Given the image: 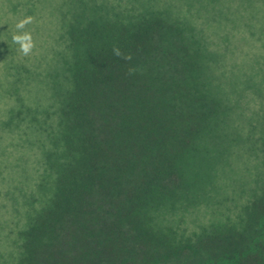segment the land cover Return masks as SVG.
I'll list each match as a JSON object with an SVG mask.
<instances>
[{
  "label": "trees",
  "instance_id": "1",
  "mask_svg": "<svg viewBox=\"0 0 264 264\" xmlns=\"http://www.w3.org/2000/svg\"><path fill=\"white\" fill-rule=\"evenodd\" d=\"M184 1L74 0L44 71L4 50L0 122L41 164L10 264H264V0ZM242 142L255 171L231 198Z\"/></svg>",
  "mask_w": 264,
  "mask_h": 264
},
{
  "label": "rangeland",
  "instance_id": "2",
  "mask_svg": "<svg viewBox=\"0 0 264 264\" xmlns=\"http://www.w3.org/2000/svg\"><path fill=\"white\" fill-rule=\"evenodd\" d=\"M73 1L74 0H35V7H33L34 12H32V9L29 8L31 4H29V0H0V115H3V104H5L6 101L7 91L15 89L12 82H8L2 78L1 68L3 67L4 57H8L5 55L4 50L8 52L12 49L11 59L14 60L12 63H14L15 66L16 63H26L30 66L37 65L35 68L42 69V71L46 70L51 50L54 48L53 46L57 48L63 47L62 41L59 39V43H57L55 38L58 36L61 20H64V18L68 16V8L74 6ZM95 1L114 4H116V2H122L126 4L127 0ZM174 1H176L174 3L178 4V6L181 4L183 7V4H185L184 0ZM235 3L236 2L233 1V4ZM14 8L17 10H14ZM28 13L31 14L28 15ZM230 13L229 15L231 16L235 15L234 11L231 12L230 10ZM262 13L263 12L258 15L255 14V19H258V16H263L264 14ZM215 14L217 15L219 12L213 15ZM22 22L24 23V27L22 29L18 28L17 25ZM253 26L259 36L263 34L264 39V31L261 29L259 30L257 28L258 26ZM24 33H28L31 36V50L27 55L21 51L20 44L16 43L13 39L14 36L23 35ZM6 38H9V44H6L8 43ZM234 44L237 46L245 45L244 52L251 46V44H248L245 40L237 41L235 39ZM14 52H16V54H14ZM239 52L240 51H235V54L228 52V61L235 58V61L237 60L240 62V58L244 56V53L242 54L240 52L241 55ZM253 52L251 54L254 59L259 61V63L263 62L264 56L261 57L255 53V51ZM43 54L45 55L44 60L39 61L38 58L41 57V55L43 57ZM21 56H23L22 61L20 60ZM16 68L18 67L16 66ZM22 92L25 96L28 95L29 92L38 95L41 90L39 89L38 91V88L33 86L31 91L26 87L22 89ZM41 93L43 94V91ZM41 93L40 95H42ZM250 93L248 92V97L241 101L242 108H244L249 116L252 115L251 110H255L261 105V100H258L254 97L253 93ZM247 106H249V108ZM260 110L264 117V99ZM234 118L235 123H242L241 119L239 121L237 120V115H235ZM26 134L22 125L5 129L0 122V264H10L11 262V254L16 249V241L12 238L14 236L12 234L14 229L13 222H15V220L19 221V219H21L19 222L23 221V217H25L27 213V195L35 189L37 178L41 171V164L39 161L35 160V158L38 159L36 145L31 146L32 150H29L30 148H27L26 145L18 146V144L25 143L27 139ZM247 145V142H242L236 154H232L229 159L233 167V173L228 175V177L230 176L231 178L226 177L225 179L221 178L222 180L219 179L222 181L220 184H225L226 182V188L223 187V192H227L231 198L235 197V195H232V192L237 194L241 191L240 185L247 188L250 176L253 175L255 171L252 167L255 160L252 156L250 157V153H247ZM244 181L248 182L243 183ZM243 193L245 195V192ZM243 197L244 196L239 195L237 198ZM231 203L232 200L227 202L229 205ZM33 205H38V203H34ZM202 209H200V216L204 214ZM171 217H169V219L177 218V214L173 213ZM194 220L195 214L187 213L179 222L181 225L191 229L195 223L193 222Z\"/></svg>",
  "mask_w": 264,
  "mask_h": 264
},
{
  "label": "clouds",
  "instance_id": "3",
  "mask_svg": "<svg viewBox=\"0 0 264 264\" xmlns=\"http://www.w3.org/2000/svg\"><path fill=\"white\" fill-rule=\"evenodd\" d=\"M18 28H23L24 23H20L17 25ZM14 41L18 44H20L21 51L27 55L29 51L31 50V36L28 33H24L23 35H17L13 37ZM116 55H120V52L118 49L114 50Z\"/></svg>",
  "mask_w": 264,
  "mask_h": 264
}]
</instances>
